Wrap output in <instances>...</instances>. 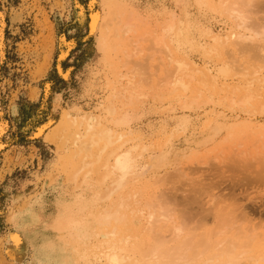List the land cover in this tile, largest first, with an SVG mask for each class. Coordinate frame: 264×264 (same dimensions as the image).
I'll return each instance as SVG.
<instances>
[{
	"label": "rangeland",
	"instance_id": "374dc122",
	"mask_svg": "<svg viewBox=\"0 0 264 264\" xmlns=\"http://www.w3.org/2000/svg\"><path fill=\"white\" fill-rule=\"evenodd\" d=\"M218 1L0 0V264H100L81 259L80 251L108 239L95 217L106 202L99 200L102 186L92 167L86 176L84 168L72 176L82 164L74 136L104 115L125 73H143L153 88L160 84L167 56L145 37L171 16L191 37L188 45L172 42L180 46L177 57L187 55L219 81L233 82L229 58L217 54L210 32L226 36L232 29ZM250 14L264 23V5ZM127 23L134 31L124 35ZM65 37L76 42L74 49ZM224 89L212 88V102L199 98L201 107H182L197 94L190 90L179 98L150 95L128 108L139 115L133 142L166 141L170 148L162 174L137 185L159 194L191 247L208 244L215 251L234 243L235 264H264V112L252 109L256 116L246 119L249 112L230 107ZM62 217L72 228L57 227ZM144 223L136 216L129 228L140 231Z\"/></svg>",
	"mask_w": 264,
	"mask_h": 264
},
{
	"label": "bare ground",
	"instance_id": "6f19581e",
	"mask_svg": "<svg viewBox=\"0 0 264 264\" xmlns=\"http://www.w3.org/2000/svg\"><path fill=\"white\" fill-rule=\"evenodd\" d=\"M196 1L200 4L207 2V0ZM219 3L221 12L232 22V29L226 36H216L213 30L210 32L217 54H225L229 58L227 63L235 73L233 82L219 81L218 74H213L211 70L205 72L204 66V70H201V67L198 68L194 60L187 55L181 56L182 58L177 57L180 46L178 44L172 46V42L176 40L188 45L191 43V37L186 35L179 18L171 16L162 24L160 31H154L145 37L156 51L167 56L162 61L165 62L167 69L160 84L153 88L151 81L144 78L143 73L138 74L133 70L125 73L123 75L125 80L118 81L119 89L113 88L111 102L104 108V115L95 117L84 132L74 136L79 145L77 154L81 156L82 164L72 176L75 180L83 172V168L88 169L84 172L86 176L91 167L97 174L95 175L97 181L103 187L99 188L103 191L100 192L99 200L106 203L101 208L100 205L97 206L95 217L96 221L105 228L108 237L107 240L97 238V241L85 245L83 251H80L83 252L81 259L83 256L89 260L93 257L94 260H99L100 264H235L237 262L233 254L238 246L234 243H227L215 251H210L208 244L191 247L183 234L182 227L169 210L162 207L159 194L154 195L151 194L152 191L149 193L146 188L138 187L137 184L142 179H147V175L162 174V168L170 163V148L166 141L146 142L137 139L133 142L135 138L129 137L134 130L132 123L139 116L128 110L130 106L143 103L150 95L162 99L165 95L172 94L173 97L175 95L179 98L182 92L187 93L192 90V92L197 91V94L192 96L189 105L186 102L182 104L183 108H192L195 104L200 105L199 100L203 95L205 96L204 90L200 88L201 85L205 86L204 89H208L211 95L214 94L212 88L218 85L224 87L227 103L230 107H238L249 112L246 119L256 116L255 112H252L253 114L250 112L252 109L255 111L260 108L261 112H264V23L254 20L250 14L254 8L263 6L264 0H221ZM189 5L184 3L185 8ZM99 22L100 13H92L93 30H96ZM185 28H190V25L187 27L186 24ZM133 31V26L129 23L123 29L124 35ZM132 41L135 43L137 40ZM244 55L248 58H243ZM138 76L140 77L137 80ZM46 89L48 91L49 84L46 85ZM211 95L205 96L204 103L213 101ZM117 101H120V106ZM223 116L226 117L225 114ZM1 129L0 126V131ZM44 130L45 126L40 127L38 135ZM260 143L261 141L258 144ZM3 147L4 145L0 143V150ZM241 154L240 152L239 155ZM118 157H127L126 169L123 172L114 168ZM242 157L244 159V156ZM144 158L148 159L142 164ZM76 205L83 206L81 201ZM136 216L145 221L140 231H132L129 228V223ZM82 222L79 219L76 224ZM57 225L60 230L72 228L64 217L60 218ZM166 226L168 228L164 229Z\"/></svg>",
	"mask_w": 264,
	"mask_h": 264
},
{
	"label": "clouds",
	"instance_id": "9594fccd",
	"mask_svg": "<svg viewBox=\"0 0 264 264\" xmlns=\"http://www.w3.org/2000/svg\"><path fill=\"white\" fill-rule=\"evenodd\" d=\"M127 165V157H118L115 161L114 168L117 171H125Z\"/></svg>",
	"mask_w": 264,
	"mask_h": 264
},
{
	"label": "snow or ice",
	"instance_id": "6c2138e0",
	"mask_svg": "<svg viewBox=\"0 0 264 264\" xmlns=\"http://www.w3.org/2000/svg\"><path fill=\"white\" fill-rule=\"evenodd\" d=\"M65 40H66V42H67V44L71 47V48H75V46H76V42L74 41V40H72V39H68V37H65ZM70 54V53H69Z\"/></svg>",
	"mask_w": 264,
	"mask_h": 264
}]
</instances>
